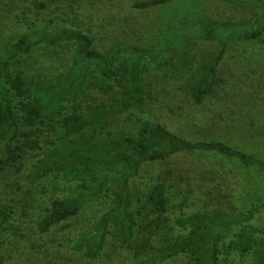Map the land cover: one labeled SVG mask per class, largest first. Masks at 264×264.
<instances>
[{"label":"trees","instance_id":"trees-1","mask_svg":"<svg viewBox=\"0 0 264 264\" xmlns=\"http://www.w3.org/2000/svg\"><path fill=\"white\" fill-rule=\"evenodd\" d=\"M21 1L31 16L59 18L73 0ZM177 1L146 0L135 8ZM224 1L254 17L185 18L150 43L116 41L101 49L81 27H31L0 47V138L7 140L0 147V264L93 262L113 241L137 257L127 264H264V230L256 224L264 213V154L174 131L159 118L174 110L156 100L147 82L171 54L189 52L195 42L217 43L187 97L197 106L231 97L221 98L220 67L232 44L264 38V0ZM61 43L75 45L67 71L29 83L12 73L17 58ZM39 151L28 168L25 156ZM194 157L207 165L187 175L186 159ZM237 167L254 174L248 181L255 190L243 184L244 195L234 198L241 189L232 181ZM97 204L102 213L88 222L86 210ZM79 220L88 223L69 236L66 229Z\"/></svg>","mask_w":264,"mask_h":264},{"label":"rangeland","instance_id":"rangeland-1","mask_svg":"<svg viewBox=\"0 0 264 264\" xmlns=\"http://www.w3.org/2000/svg\"><path fill=\"white\" fill-rule=\"evenodd\" d=\"M143 1L146 0H73L60 9V17L57 18V15L51 16L47 12H35L31 16V7L21 0H0V47L16 40L31 27H81L95 38L97 47L101 49L104 44L110 47L116 41L122 44L133 41L150 43L160 30L185 18L239 22L254 17L253 11L224 0H178L169 7L150 11L136 9L135 4ZM190 49L189 52L171 54L166 58V68L148 76L150 92L157 97L156 100L166 101L174 110L171 111L167 106L171 112L167 114L161 111L159 118L178 133L186 132L188 136L193 135L197 139L219 137L248 152L263 155L264 142L260 135L264 131V38L257 42L232 44L220 67L221 76L225 78L220 88L224 92L221 98L225 99L228 95L231 97L225 101L209 100L203 106L190 103L187 96L194 83V76L205 61L208 62L219 50V44L195 42ZM74 50L73 43L38 46L29 55L21 56L12 63V73L22 72L28 83L54 77L69 69L74 59ZM125 117L126 114L119 116L120 122ZM250 133L252 136H249ZM6 143V139L0 138L1 148ZM37 154H41V151L29 152L25 156L28 168L34 166V156ZM186 160L184 172L187 175H196L201 171L199 168L207 165L204 160L200 162L195 157ZM192 166L195 167L194 171L189 170ZM233 170L235 174L232 181L237 179L241 186V189L232 193L234 198L244 195L243 184L247 192L255 190L248 181L253 173L238 167ZM20 183L24 188L25 182L20 179ZM102 210L103 206L98 204L88 208L85 213L88 222L98 218ZM86 223L79 220L76 227L66 229V233L71 236L72 232H80V227ZM256 224L264 230V213ZM59 239L64 243L67 237ZM121 245L113 241L103 258L93 262L79 259L76 264H127L137 260L133 252Z\"/></svg>","mask_w":264,"mask_h":264}]
</instances>
